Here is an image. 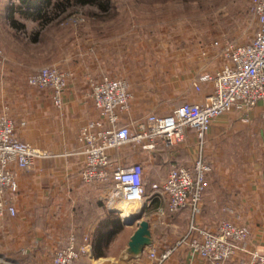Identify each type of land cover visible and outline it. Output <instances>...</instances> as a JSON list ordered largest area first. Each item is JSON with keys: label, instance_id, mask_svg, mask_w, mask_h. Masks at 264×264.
<instances>
[{"label": "crops", "instance_id": "1", "mask_svg": "<svg viewBox=\"0 0 264 264\" xmlns=\"http://www.w3.org/2000/svg\"><path fill=\"white\" fill-rule=\"evenodd\" d=\"M247 4L249 8L250 0ZM256 25L255 19V28ZM224 37L229 38L226 31L210 29L209 25L182 31L178 48L168 37L163 64L155 69L163 74L152 72L149 77L170 87L168 94L133 88L130 110L122 113L121 123L135 128L136 122L153 110L161 114L171 111V103L158 108L148 104L158 97L163 102L205 99L212 85L203 82L197 91L194 81L199 73L215 70L226 61L212 45L215 39ZM204 48L209 49L207 56L201 53ZM72 66L75 73L64 93L62 109L54 105L50 90L29 84L26 77L6 76L0 81V106L5 101L10 104L19 137L52 153L36 158L29 168L17 169L19 187L13 195L17 215H7L0 227V264H5L1 258L18 264H53L54 251L71 235L78 247H84L79 260L85 259L87 264L148 263L146 255L134 258L125 253L137 224L124 223L123 206L122 213L108 206L105 195L112 189L111 182H85L81 178L85 157L78 132L88 121L101 118L87 77L88 73L98 72V68L94 63L83 62H73ZM161 75L162 79L158 77ZM23 120L26 124L21 126ZM198 151V138L192 129H187L185 138L173 149L159 146L150 152L127 145L113 152L115 160L140 161L145 167L148 185L142 207L153 239L146 251H162L174 245L191 222L189 208L160 217L157 210L165 200L152 191L150 184L166 176L170 162L191 165ZM202 151L212 170L196 223L212 230L224 218L246 224L251 231L249 247L264 251V99L248 110L233 109L218 115L205 135ZM247 259L248 255L238 253L223 264H245ZM162 264L215 263L182 245Z\"/></svg>", "mask_w": 264, "mask_h": 264}, {"label": "built area", "instance_id": "2", "mask_svg": "<svg viewBox=\"0 0 264 264\" xmlns=\"http://www.w3.org/2000/svg\"><path fill=\"white\" fill-rule=\"evenodd\" d=\"M249 10L257 25L248 41H213L212 45L226 61L215 70L197 75L194 81L197 91L201 90L203 82L212 85L211 93L202 101H183L166 114L149 112L132 128L130 124L121 123V115L130 110L133 99L129 81L106 74L89 79L91 97L101 118L90 120L79 129L78 140L85 157L80 175L85 182H111L112 189L105 195L110 208L122 213L121 205L131 200L142 206L147 192L143 163L115 160L114 151L127 145L150 152L159 146L173 149L185 138L187 129H192L198 138L199 151L191 165L170 162L166 176L150 184L152 191L165 200L157 210L160 217L189 208L191 222L174 245L162 251L145 250L142 255L149 259L145 264H162L182 245L215 264H223L238 253L248 255L245 264H264V251L249 247L248 225L224 218L218 228L212 230L195 221L212 170L202 149L213 120L229 110H248L264 99V0H250ZM201 53L207 56L209 49L204 48ZM70 75L57 66L46 65L31 73L27 80L37 88L50 90L54 105L62 109ZM25 124L26 121L21 122V126ZM51 154L22 140L7 108L0 112V227L7 215H17L13 202L19 187L17 169L29 168L36 158ZM83 250L71 235L54 251L52 262L76 264Z\"/></svg>", "mask_w": 264, "mask_h": 264}, {"label": "rangeland", "instance_id": "3", "mask_svg": "<svg viewBox=\"0 0 264 264\" xmlns=\"http://www.w3.org/2000/svg\"><path fill=\"white\" fill-rule=\"evenodd\" d=\"M17 1L0 0V81L6 76L28 79L41 67L54 65L71 74L70 84L75 73L73 62H83L94 63L98 68V76L96 72L88 73L89 79L106 74L130 81L132 93L135 88L167 95L170 87L162 80L157 82L149 77L152 72L163 74L155 69L163 64L164 43L168 37L178 48L182 31L209 25L210 29L226 31L229 38L222 40L242 43L255 30L249 0H110L105 11L92 4H71L60 9L51 6L48 8L51 19L43 24L40 19L21 17L15 12L19 21L25 23L24 28L16 29L10 26L6 11ZM158 77L162 79V75ZM162 100L158 97L148 104L158 108L171 103L173 109L181 103ZM5 108L17 123L7 101L1 103L0 112ZM147 177L144 176L146 185ZM1 259L5 264H18ZM76 264H87V261L78 259Z\"/></svg>", "mask_w": 264, "mask_h": 264}, {"label": "trees", "instance_id": "4", "mask_svg": "<svg viewBox=\"0 0 264 264\" xmlns=\"http://www.w3.org/2000/svg\"><path fill=\"white\" fill-rule=\"evenodd\" d=\"M71 4H92L102 11H105L109 8L110 0H18L16 3L10 4L8 13L9 23L16 29L25 27V23L19 21L14 15L15 12H18L21 17L40 19L43 24L51 19L48 10L49 7L53 6L56 9H60L65 7V5Z\"/></svg>", "mask_w": 264, "mask_h": 264}, {"label": "water", "instance_id": "5", "mask_svg": "<svg viewBox=\"0 0 264 264\" xmlns=\"http://www.w3.org/2000/svg\"><path fill=\"white\" fill-rule=\"evenodd\" d=\"M111 210L118 211L114 208H111ZM144 211V207H141L138 212L132 213L129 216H123L125 224H137V229L132 234L128 247L125 250L126 254L134 258L140 257L153 242L151 225L149 220L144 218Z\"/></svg>", "mask_w": 264, "mask_h": 264}, {"label": "bare ground", "instance_id": "6", "mask_svg": "<svg viewBox=\"0 0 264 264\" xmlns=\"http://www.w3.org/2000/svg\"><path fill=\"white\" fill-rule=\"evenodd\" d=\"M139 205L140 204L138 202L132 201V200L122 204L121 206H123V209H124V216H129L132 213H134L133 211H138ZM11 262H14V261H11Z\"/></svg>", "mask_w": 264, "mask_h": 264}]
</instances>
